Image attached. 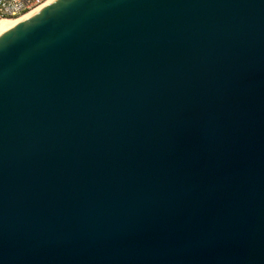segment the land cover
Instances as JSON below:
<instances>
[{
  "label": "water",
  "instance_id": "1",
  "mask_svg": "<svg viewBox=\"0 0 264 264\" xmlns=\"http://www.w3.org/2000/svg\"><path fill=\"white\" fill-rule=\"evenodd\" d=\"M0 264H264V0H52L2 32Z\"/></svg>",
  "mask_w": 264,
  "mask_h": 264
},
{
  "label": "built area",
  "instance_id": "2",
  "mask_svg": "<svg viewBox=\"0 0 264 264\" xmlns=\"http://www.w3.org/2000/svg\"><path fill=\"white\" fill-rule=\"evenodd\" d=\"M52 0H0V20L15 19L37 11Z\"/></svg>",
  "mask_w": 264,
  "mask_h": 264
},
{
  "label": "bare ground",
  "instance_id": "3",
  "mask_svg": "<svg viewBox=\"0 0 264 264\" xmlns=\"http://www.w3.org/2000/svg\"><path fill=\"white\" fill-rule=\"evenodd\" d=\"M34 12H31L29 14H26L22 17L15 18V19H1L0 20V34L10 28L11 26L15 25L16 23L20 22L21 20H24Z\"/></svg>",
  "mask_w": 264,
  "mask_h": 264
}]
</instances>
